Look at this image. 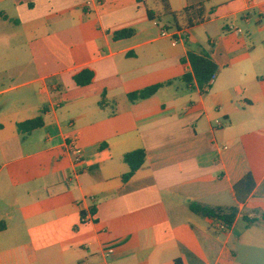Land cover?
<instances>
[{"label": "crops", "instance_id": "crops-1", "mask_svg": "<svg viewBox=\"0 0 264 264\" xmlns=\"http://www.w3.org/2000/svg\"><path fill=\"white\" fill-rule=\"evenodd\" d=\"M205 51L201 90L184 77ZM239 244L264 251V0H0V264H235Z\"/></svg>", "mask_w": 264, "mask_h": 264}, {"label": "trees", "instance_id": "trees-1", "mask_svg": "<svg viewBox=\"0 0 264 264\" xmlns=\"http://www.w3.org/2000/svg\"><path fill=\"white\" fill-rule=\"evenodd\" d=\"M165 1V0H164ZM190 26L193 24V21L196 19H200V13L194 12L190 13L186 11ZM151 19L153 16L149 13ZM134 34L133 30H124L116 34V38L125 39L129 38ZM189 59L192 65V74H188L184 77V80L192 84L196 81L201 90H205V88H210V82L212 78L216 75L217 67L212 60L211 52L205 51L202 54L198 55L193 52L190 53ZM94 76L91 72L84 71L76 77V81L79 85H88L92 83ZM162 85L153 86L147 88L139 93L131 94L129 98L132 101L140 100V99H148L154 96L160 89ZM44 125L43 116H40L34 120L22 123L18 125V131L22 134L31 133L35 130L42 128ZM146 152L144 150H138L127 154L125 156V162L130 166V173L124 177V181H129L140 169H142L146 163ZM256 188V181L252 174H248L245 176L239 183H237L234 187V191L236 194L237 201L241 204L246 203ZM192 212L197 215H200L205 218L214 219L225 224L229 229L235 223L237 217V209L234 208L229 211H225L223 209H214L211 207L202 206L197 203H193L190 206ZM202 237V236H201ZM176 264H183L180 260L176 261Z\"/></svg>", "mask_w": 264, "mask_h": 264}, {"label": "rangeland", "instance_id": "rangeland-1", "mask_svg": "<svg viewBox=\"0 0 264 264\" xmlns=\"http://www.w3.org/2000/svg\"><path fill=\"white\" fill-rule=\"evenodd\" d=\"M242 225L243 222L238 225V230H241ZM237 249L239 255L235 264H264V251L244 247L241 244Z\"/></svg>", "mask_w": 264, "mask_h": 264}, {"label": "built area", "instance_id": "built-area-1", "mask_svg": "<svg viewBox=\"0 0 264 264\" xmlns=\"http://www.w3.org/2000/svg\"><path fill=\"white\" fill-rule=\"evenodd\" d=\"M163 37L171 38L175 44L184 43L187 41L188 38V30L186 29H177L172 32L169 31H163L162 33ZM215 79V77L212 78L211 82ZM93 217L89 216L87 218L88 221L92 220ZM227 227L225 225H220V230L224 231Z\"/></svg>", "mask_w": 264, "mask_h": 264}]
</instances>
